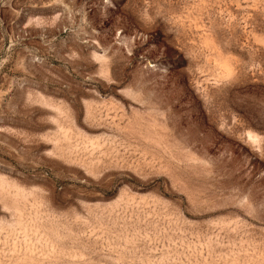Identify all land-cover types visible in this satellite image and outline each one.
<instances>
[{"label":"rangeland","instance_id":"374dc122","mask_svg":"<svg viewBox=\"0 0 264 264\" xmlns=\"http://www.w3.org/2000/svg\"><path fill=\"white\" fill-rule=\"evenodd\" d=\"M0 264H264V0H0Z\"/></svg>","mask_w":264,"mask_h":264}]
</instances>
